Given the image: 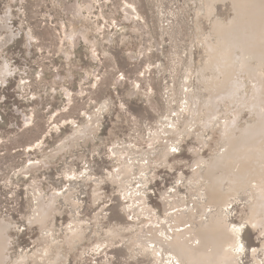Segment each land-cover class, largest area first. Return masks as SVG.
Instances as JSON below:
<instances>
[{"label": "rangeland", "instance_id": "374dc122", "mask_svg": "<svg viewBox=\"0 0 264 264\" xmlns=\"http://www.w3.org/2000/svg\"><path fill=\"white\" fill-rule=\"evenodd\" d=\"M63 2L0 0V18L11 6L10 24L19 33L0 49V62L7 59L16 67L8 82L0 83V217L12 224L7 264L23 254L24 264H51L55 254L56 264H166L172 255L144 240V229L159 222L167 235L175 218L173 200L184 213L203 203L202 175L194 176L191 165L197 154L219 147L220 121L203 130L196 120L181 134L163 125L180 128L192 114L194 69L201 57L197 40L208 28L197 17L202 1L93 0L91 14L82 2L91 17L82 24L64 12ZM128 3L136 12L126 22L120 10ZM219 11L228 13L224 6ZM114 19L123 20L119 29H113ZM83 25L89 41L73 48L66 33ZM28 36L34 39L31 46ZM58 72L62 80L56 79ZM122 75L120 85L115 81ZM91 114L100 121L95 139L63 151L58 144L73 130L66 120L83 126ZM168 137L176 148L166 160ZM39 139L45 151L29 152L28 145ZM56 148L61 152L47 158L48 167L26 171L30 157ZM127 164L132 173L123 178ZM50 189L59 191L54 223L41 225L34 216ZM143 199L146 212L138 208ZM250 199V191L243 192L225 210L240 227L238 264L264 259V229L246 217ZM72 220L84 237L74 236L71 245Z\"/></svg>", "mask_w": 264, "mask_h": 264}, {"label": "bare ground", "instance_id": "6f19581e", "mask_svg": "<svg viewBox=\"0 0 264 264\" xmlns=\"http://www.w3.org/2000/svg\"><path fill=\"white\" fill-rule=\"evenodd\" d=\"M201 1L203 7L197 11V17L205 21L208 28L197 40L201 46V57L194 69L192 114L180 128L163 125L181 134L185 129L191 131V125L196 120L201 122L203 130L208 129L211 122L220 121L219 147L218 151L206 156L197 154L191 165L194 176L199 171L202 175L198 189L201 190L205 185L206 199L203 203L184 213L180 209L181 203L173 200L175 218L168 234L163 235L160 223L153 221L146 225L143 236L144 240L154 245L160 244L162 251L172 255L166 264H238L240 227L227 218L226 208L241 193L250 191L246 217L254 228L264 229V0ZM82 2L64 0L62 3L64 12L75 22L81 21L80 24L91 18L86 15L83 3L87 4L88 14L94 8L93 0ZM220 6H224L228 13L221 14ZM11 8L9 6L0 18V49L19 35L10 24ZM135 12V7L129 3L120 10L126 22L133 21ZM113 23V29H119L123 20L114 19ZM63 26L66 30L67 23ZM27 38L26 44L30 45L33 36ZM87 41L89 39L84 25L66 33V42L73 48ZM192 56H189V62L193 61ZM15 70L16 67L9 60L1 61L0 83L5 85ZM61 78L58 72L56 79ZM84 79L85 82L90 80L88 73H85ZM123 79L124 76L116 77L115 82L120 84ZM70 95L71 91L66 92L68 103L71 102ZM225 105L227 107L224 110ZM58 114L55 112L54 116ZM87 118L83 126L76 124L73 119L66 120L65 124L73 122V130L58 144L60 148L64 147L63 151H72L79 142L95 139L93 135L100 128L99 117L91 114ZM25 125H30L29 116L25 117ZM39 148L43 151L46 148L40 139L29 144L27 150L33 152ZM60 148L45 152L42 157H30L26 171L44 170L50 165L48 159L57 157ZM175 148V139L168 137L162 157L167 160ZM132 169L129 164L123 166L122 177H130ZM141 171H145L143 166ZM50 192L48 199H40L38 212L34 216L41 225L54 223L59 191L50 189ZM99 197L98 192H95L94 200ZM67 198L70 199V196L67 195ZM138 208L143 212L148 210L145 200L138 204ZM73 223L79 222L72 220L68 225L67 240L71 245L74 236L79 239L84 237V231L74 229ZM11 228L10 221L0 217V264H7L11 257ZM250 253L254 255L255 249H251ZM25 259L23 254L13 259L11 264H24ZM58 260L59 256L55 254L51 264H56ZM263 260L258 258L256 263L264 264Z\"/></svg>", "mask_w": 264, "mask_h": 264}]
</instances>
